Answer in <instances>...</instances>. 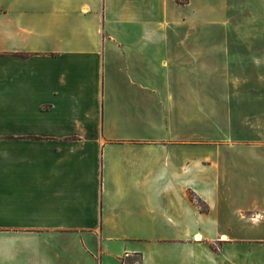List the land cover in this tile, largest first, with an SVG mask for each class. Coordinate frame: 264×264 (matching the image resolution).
<instances>
[{
	"label": "crops",
	"instance_id": "obj_1",
	"mask_svg": "<svg viewBox=\"0 0 264 264\" xmlns=\"http://www.w3.org/2000/svg\"><path fill=\"white\" fill-rule=\"evenodd\" d=\"M242 10L264 28V0H0V264H264V157L222 230L217 163L157 107Z\"/></svg>",
	"mask_w": 264,
	"mask_h": 264
},
{
	"label": "rangeland",
	"instance_id": "obj_2",
	"mask_svg": "<svg viewBox=\"0 0 264 264\" xmlns=\"http://www.w3.org/2000/svg\"><path fill=\"white\" fill-rule=\"evenodd\" d=\"M230 22L214 28L216 31L204 39L230 42L231 47L220 44L197 48L190 50L189 58L182 63L172 62L171 94L158 99L157 107L164 110L172 137L200 143L188 146L190 154L208 155L217 163L221 179L217 209L220 227L231 234L244 235L247 226L241 215L249 218L246 207L251 198L244 177L249 161L262 165L264 146L253 148L231 144V140L264 141V28L258 18L249 23L252 30L246 31L244 10ZM145 130V135L159 134L154 128ZM192 200L203 207L193 195ZM221 244L216 240L212 248ZM245 246L246 243L238 248Z\"/></svg>",
	"mask_w": 264,
	"mask_h": 264
},
{
	"label": "trees",
	"instance_id": "obj_3",
	"mask_svg": "<svg viewBox=\"0 0 264 264\" xmlns=\"http://www.w3.org/2000/svg\"><path fill=\"white\" fill-rule=\"evenodd\" d=\"M179 3H186L188 0H177Z\"/></svg>",
	"mask_w": 264,
	"mask_h": 264
}]
</instances>
